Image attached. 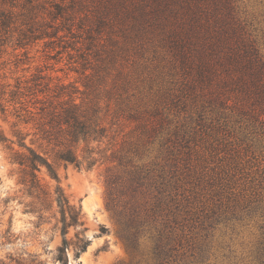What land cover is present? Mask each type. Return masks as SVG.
I'll list each match as a JSON object with an SVG mask.
<instances>
[{
  "label": "rangeland",
  "instance_id": "374dc122",
  "mask_svg": "<svg viewBox=\"0 0 264 264\" xmlns=\"http://www.w3.org/2000/svg\"><path fill=\"white\" fill-rule=\"evenodd\" d=\"M63 1L69 6L68 12L78 6L79 11L73 30L66 33V41L61 43L70 47H63L60 53L48 46L52 38L31 41L26 48L16 45V39L27 30L25 18L32 10H40L37 18L45 27L51 22L50 16L55 11L52 0H0V97L5 105L4 110L0 108V134L13 137L14 125L26 132L30 125H40L39 120H49L38 113L36 120L28 121L30 114L26 106L36 105L35 109L40 111L44 95L26 89L24 103L16 102L13 94L19 80L31 85L37 75L50 73L56 78L55 83L60 79L82 87L85 70L80 67L81 52L87 55L90 42L85 23L98 17L107 0ZM163 1L167 4L163 5L164 16L159 23H143L142 35L128 42V57H117L119 65L106 77L109 87L118 84L107 100L113 116L108 118V122L112 119L108 125H126L129 139H135L134 126L148 125L155 119L152 116L149 122L146 119L151 109H160L161 120L153 124L186 125L191 117L200 120L197 109L200 105L206 111L207 124L227 125L219 140H216L218 136H206L197 143L191 142L190 149L184 148L190 161L187 169L181 167V170L190 173V179L196 183L190 187L200 194L192 205L193 216L203 220L205 228L189 231L184 242L188 251L181 253L180 264H264V113L255 108L256 101L236 98L234 93L238 88L228 81L232 66L226 62L224 52L211 56L217 69L213 74L212 69L206 70L205 75L212 80L199 82L201 55L185 33L206 28L212 33L226 31L225 34H231L230 48L235 49L231 53L244 54L243 51L251 50L253 56L264 60V0ZM189 3H194L192 7L199 6L201 20L192 17ZM2 13L10 17L8 26L1 23ZM113 17L114 13L108 21ZM110 30L109 25L101 34L106 50L118 45V41L107 43ZM117 39L122 43L124 37L119 35ZM207 48L211 50L210 46ZM96 59L94 56L91 61L95 64ZM86 71V74L94 73L90 69ZM221 80L226 81L224 86L215 91V83ZM187 81L201 84L197 96L172 90L171 103L163 102L166 89L170 91V87ZM219 92L225 99L214 101L213 96ZM249 125L259 128L245 132ZM148 147L149 152L145 150L143 156L152 161L158 155V147L157 144ZM116 166L117 162L108 161H100L92 169L56 164L62 186L83 209L84 225L71 228L68 237L73 238L81 230L91 239L79 258L70 252L69 264H158L148 233L143 232L137 241L127 239L125 226L108 205L106 180L117 172ZM20 170L0 144V264H62L55 259L62 242L59 208L56 203H49V209L33 211L36 206L40 208L39 200L29 193L32 189L20 182ZM38 174L44 185H56L45 168ZM206 214L210 219L204 217Z\"/></svg>",
  "mask_w": 264,
  "mask_h": 264
},
{
  "label": "trees",
  "instance_id": "16d2710c",
  "mask_svg": "<svg viewBox=\"0 0 264 264\" xmlns=\"http://www.w3.org/2000/svg\"><path fill=\"white\" fill-rule=\"evenodd\" d=\"M52 2L55 11L50 13L51 22L46 27L37 18L40 10H32L26 15L27 30L16 39L18 47L26 48L29 42L44 38H52L48 46L52 49L57 48L60 53L63 47H70L61 43L66 41L64 39L66 33L73 30L75 17L79 11L78 3L75 11L68 12L69 6L67 8L63 0ZM79 2L84 4L82 1ZM165 4L167 2L163 0H107L98 17L85 23L90 33V42L87 44L89 50L86 52L87 55L84 51L81 52L83 62L80 67L85 70L82 87L74 82L65 83L60 79L55 83L56 78L50 73L37 75L31 85L28 81L26 85L23 81H18L13 94L16 102L24 103L26 89L44 95V105L39 108L40 111L35 109L36 105H33V108L26 106L30 114L28 121L34 118L36 120L38 113L43 116L41 118L49 117V120L46 122L39 120L40 125H30L26 132L17 128L19 125H14L13 137L0 134V144L8 150L10 161L19 165L20 182L32 189L29 193L39 200L40 208L36 206L33 211L43 212L49 209V203H56L59 208L61 217L58 220L60 224L58 228L62 242L56 249L55 259L62 264H69L71 251L75 258H79L81 253L87 250L91 239L83 235L81 230L76 231L73 238L68 237L71 228L77 229L84 225L83 209L81 204L71 200L62 186L56 168L57 163L92 169L100 161L117 162V172L106 180L108 205L118 221L125 226L127 239L137 241L143 232L148 233L154 243L153 252L158 264H180L181 253L185 254L188 251L184 242L189 231L198 227L205 228L203 220L193 216L195 212L192 205L196 196L200 194L196 193L194 187H190L196 185L195 181L190 179L188 175L190 173L181 170V167L187 169L190 161L185 156L187 151H184V148L190 149L191 142L197 143L206 136H218L216 140H219L222 138L221 135L225 134L227 125L207 124L206 111L201 105L197 108L200 120L191 117L186 125H157V122L153 124L161 120L160 109L159 107L151 109L146 119L148 122L150 116L155 119L148 125H135L133 130L135 139H129L130 135L125 132L126 125H108L112 124V119L108 122V118L113 116L107 100L112 96L111 90L117 89L118 84L113 83L109 87L110 82L106 77L119 65L116 62L117 57H128V42L130 38L135 39L142 35L143 23L147 21L151 22V25L159 23L160 18L164 16ZM193 4L189 3L191 15L201 20L199 6L192 7ZM215 7L219 9L218 5ZM113 13L115 17L108 21ZM1 16L2 25L8 26L10 22L8 14L2 13ZM108 24L112 33L107 43L113 44L118 41L117 47L112 50H106L101 39V34L105 28L107 29ZM114 26L118 30L114 29ZM48 28L52 30L49 31ZM225 32L212 33L207 28L205 31L190 33L185 31L188 34L187 38H190L188 42L192 45L195 43L201 55L199 82L206 80L209 83L212 80L211 76L205 75L206 70L212 69L213 74L217 69L211 56L214 53L218 56L217 52H224L226 62L232 66L228 81L234 82V88H238L237 93H234L236 98L239 101L243 100L241 98L256 101L255 108L258 107V112L264 113V60L253 56L251 50L243 51L244 54L231 53L235 51L230 48L231 41L228 40L231 34ZM116 35L124 37L122 43H119ZM207 46H210L211 50ZM94 56L97 57L95 64L91 61ZM185 63L189 65L187 58ZM88 69L94 73L86 74ZM225 82L217 81L215 91L222 88ZM187 83L188 81L178 84L177 87H170V91L166 89L162 95L163 102L171 103L173 91L178 90L182 94L197 96L201 84L198 81ZM124 87H127V83ZM221 99H225L223 93L219 92L213 96L214 101ZM0 108L5 109L1 97ZM258 128L257 125H249L244 130L249 132L250 129ZM246 135L248 136V133ZM153 144H157L158 155L152 161L146 160L143 152L145 150L146 153L149 152L148 145ZM42 168H45L50 178L56 181L55 186L50 187L42 183L38 174ZM207 216L208 214L204 217L210 219Z\"/></svg>",
  "mask_w": 264,
  "mask_h": 264
}]
</instances>
